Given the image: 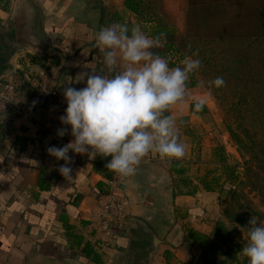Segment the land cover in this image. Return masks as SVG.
<instances>
[{
    "label": "crops",
    "instance_id": "crops-1",
    "mask_svg": "<svg viewBox=\"0 0 264 264\" xmlns=\"http://www.w3.org/2000/svg\"><path fill=\"white\" fill-rule=\"evenodd\" d=\"M124 2L0 0V80L30 93L35 73L45 71L62 91L44 125L0 119V264H194L202 249L194 237L211 235L223 214L230 186L222 160L231 155V140L212 95L190 80L185 98L164 113L175 120L182 158L149 154L134 175L105 178L97 157L69 152L73 171L65 178L58 170L65 162L47 153L73 139L57 135L65 127V88L85 87L87 77L79 79L91 71L111 75L95 45L100 29L121 23L165 35ZM164 47L153 51L165 57ZM199 99L206 103L196 112ZM113 178L118 184L111 187ZM110 191L127 204V218L102 232L92 221ZM133 219L146 222L156 239Z\"/></svg>",
    "mask_w": 264,
    "mask_h": 264
},
{
    "label": "clouds",
    "instance_id": "clouds-1",
    "mask_svg": "<svg viewBox=\"0 0 264 264\" xmlns=\"http://www.w3.org/2000/svg\"><path fill=\"white\" fill-rule=\"evenodd\" d=\"M163 34L150 36L140 25L113 23L102 27L95 45L103 52V63L111 75L91 71L81 75L83 88L67 87L63 126L59 137L70 134L63 147L47 148L49 156L65 163L59 173L71 178L69 152L111 157L105 167L121 177L136 173L149 154L180 159L185 146L178 140L175 120L164 113L186 96L190 75L201 67L198 52L185 57L180 66L170 67L169 60L153 49L163 47ZM203 83V82H202ZM223 77L208 81L209 87H222ZM206 100L194 103V111H202ZM70 130V133H69ZM240 255L247 264H264V223L251 218Z\"/></svg>",
    "mask_w": 264,
    "mask_h": 264
},
{
    "label": "trees",
    "instance_id": "trees-1",
    "mask_svg": "<svg viewBox=\"0 0 264 264\" xmlns=\"http://www.w3.org/2000/svg\"><path fill=\"white\" fill-rule=\"evenodd\" d=\"M164 3L169 8V20L155 13L157 8L150 0L124 2L143 22L166 30L161 39L167 38L164 53L170 67L180 66L185 57L198 52L195 58L201 60V67L189 80L206 85L219 114L220 110L232 114L234 120L220 114L229 138L238 152L264 171V0H164ZM4 69L0 67V74ZM216 77H223L224 85L209 87L207 82ZM110 159V156L96 158V170L105 178L114 173L105 167ZM222 161L226 164L230 194L240 165L232 155ZM222 189H227L225 183ZM231 208V203L225 206V216L232 212ZM222 229V221H216L211 235L194 237L202 248L204 264H225L219 261L214 251L217 244L212 238Z\"/></svg>",
    "mask_w": 264,
    "mask_h": 264
},
{
    "label": "rangeland",
    "instance_id": "rangeland-1",
    "mask_svg": "<svg viewBox=\"0 0 264 264\" xmlns=\"http://www.w3.org/2000/svg\"><path fill=\"white\" fill-rule=\"evenodd\" d=\"M150 1L157 8L155 13L169 20V8L165 5L164 0ZM203 86L208 90L206 85L203 84ZM208 92L212 95L210 90ZM226 97L230 102L232 101L229 94ZM220 114L224 118L234 120L231 113L220 110ZM229 151L234 157V161L240 165L236 173L238 177L235 184L226 198L225 204L223 202L225 206L231 203L232 212L227 213L229 216L227 214L225 216L224 212L220 217L218 216L217 221H222L224 229L219 230L217 236L212 238L217 244L214 251L217 253L219 261L225 262V264H244L247 259L240 255V249L246 242L249 221L253 217L264 223V171L256 167L255 163L251 164L249 157L238 152L232 141ZM202 253L201 250L195 254L194 264H204Z\"/></svg>",
    "mask_w": 264,
    "mask_h": 264
},
{
    "label": "built area",
    "instance_id": "built-area-1",
    "mask_svg": "<svg viewBox=\"0 0 264 264\" xmlns=\"http://www.w3.org/2000/svg\"><path fill=\"white\" fill-rule=\"evenodd\" d=\"M32 61H27V65ZM61 95V88L45 71L35 73L30 93L20 91L12 80H0V119L10 124L24 120L29 124L44 125L47 122V111L60 102ZM117 184L118 178L110 181L111 187ZM126 209L127 204L110 191L104 209L92 221V227L109 232L112 226H122L127 218Z\"/></svg>",
    "mask_w": 264,
    "mask_h": 264
},
{
    "label": "water",
    "instance_id": "water-1",
    "mask_svg": "<svg viewBox=\"0 0 264 264\" xmlns=\"http://www.w3.org/2000/svg\"><path fill=\"white\" fill-rule=\"evenodd\" d=\"M132 221L137 223L138 225H140L143 229H145L150 235H152L156 239L152 230L150 229V227L148 226V224L146 222H144L140 219H133Z\"/></svg>",
    "mask_w": 264,
    "mask_h": 264
}]
</instances>
